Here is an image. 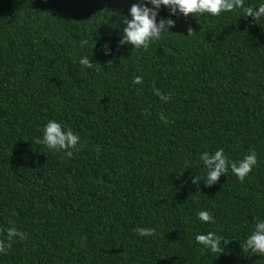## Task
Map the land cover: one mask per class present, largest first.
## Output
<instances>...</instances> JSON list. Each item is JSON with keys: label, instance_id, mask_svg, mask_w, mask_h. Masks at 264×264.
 <instances>
[{"label": "trees", "instance_id": "16d2710c", "mask_svg": "<svg viewBox=\"0 0 264 264\" xmlns=\"http://www.w3.org/2000/svg\"><path fill=\"white\" fill-rule=\"evenodd\" d=\"M136 2L0 0V241L24 235L0 264H264L242 247L264 218V23L161 7L172 33L131 49ZM50 119L79 135L71 158L36 142ZM217 149L257 165L206 185L200 155ZM207 232L222 253L195 241Z\"/></svg>", "mask_w": 264, "mask_h": 264}, {"label": "clouds", "instance_id": "9594fccd", "mask_svg": "<svg viewBox=\"0 0 264 264\" xmlns=\"http://www.w3.org/2000/svg\"><path fill=\"white\" fill-rule=\"evenodd\" d=\"M161 7L168 9L169 16L189 17L196 15L209 14L211 16H219L222 12H233L236 9H243L244 17H252L253 20L264 23V0L253 7L244 6V0H137L133 3L126 15L121 19L123 25L121 35L119 36L118 45H130L131 49L146 50L151 43L159 41L163 35L172 33L171 28L175 27V20L171 18H162L157 21L159 10ZM192 30L188 29V34ZM87 41L82 42V47ZM104 55H110L111 49L107 43L102 47ZM79 63L86 68H91L94 63L90 62V57L85 55L79 59ZM133 83H141V78L136 77ZM157 95H160L157 90ZM162 100L168 97L162 96ZM161 119H165L161 116ZM42 138H37V143H42L49 150L64 151L65 156L71 158L72 150H76L80 144V137L71 130H65L61 123L55 120H48L43 127ZM206 172V185L215 182L221 173L231 172L236 175L239 180H243L257 165V155L255 152L247 154L240 161H230L225 155L223 149H217L214 153L203 152L200 155ZM197 177L193 178L192 183L197 184ZM197 219L202 223H211L214 221L213 216L208 210H201L197 213ZM140 236H152L153 229L140 228L137 229ZM8 242L0 241V253L6 254L7 249L11 246L14 238L23 239L22 232L15 228L7 230ZM195 241L203 248L213 253H222L224 247H221L222 238L214 232L195 235ZM226 245V244H225ZM245 251L256 255H264V218H257L251 233L246 237L244 245Z\"/></svg>", "mask_w": 264, "mask_h": 264}]
</instances>
